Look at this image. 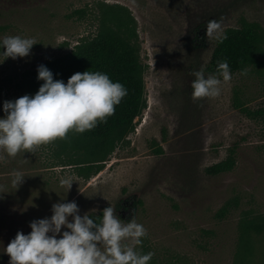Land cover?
<instances>
[{"label":"rangeland","instance_id":"1","mask_svg":"<svg viewBox=\"0 0 264 264\" xmlns=\"http://www.w3.org/2000/svg\"><path fill=\"white\" fill-rule=\"evenodd\" d=\"M101 2L125 5L136 19L146 105L97 162L75 145L74 130L15 158L0 150V264H9L4 249L18 231L29 234L31 221L71 201L81 216L111 205L124 222L134 217L147 230L136 250L154 253L148 264H264V118L255 112L264 108V37L247 75L230 72L218 97L191 95L198 70L222 80L209 66L207 22L222 20L223 31L251 21L264 31V0H0V41H36L15 60L0 46V118L5 101L35 95L39 65L97 32ZM231 150V170L207 172ZM14 170L25 176L17 188ZM68 178L67 192L60 181Z\"/></svg>","mask_w":264,"mask_h":264},{"label":"clouds","instance_id":"2","mask_svg":"<svg viewBox=\"0 0 264 264\" xmlns=\"http://www.w3.org/2000/svg\"><path fill=\"white\" fill-rule=\"evenodd\" d=\"M209 40L223 42L222 20L210 19L206 25ZM36 41L19 35H9L0 41L5 58L27 57ZM217 75L205 78L203 69L193 73V100L215 98L221 93V83L232 78L226 61H218ZM247 69L240 74L247 75ZM38 80L44 83L35 95H24L3 103L4 118H0V150L15 158L22 150L34 152L40 145L65 139L70 130L84 133L114 115L117 106L127 95L119 82H112L102 72L74 73L67 81L56 80L44 65L37 68ZM11 183L17 188L24 174L11 173ZM73 181L62 179L61 187L71 189ZM50 218L33 220L31 232L18 231L4 252L9 264H148L154 253L142 254L137 246L147 230L133 217L124 222L111 205L102 210L98 220L88 213L81 216L75 201L52 205ZM71 217V221L69 220ZM63 229L64 230L62 232ZM59 237V238H58Z\"/></svg>","mask_w":264,"mask_h":264},{"label":"trees","instance_id":"3","mask_svg":"<svg viewBox=\"0 0 264 264\" xmlns=\"http://www.w3.org/2000/svg\"><path fill=\"white\" fill-rule=\"evenodd\" d=\"M101 5L104 10L97 32L82 38L70 51L51 57L42 64L53 73L54 79L63 80L65 84L74 73L99 71L127 89V95L115 106L114 115L107 117L106 123H98L90 131L77 133L75 145L84 146L94 157V162L101 160L102 154L112 151L116 142L135 128L136 120L146 105L145 64L141 58L136 19L125 5L106 2H101ZM223 33L227 39L222 43L215 40L211 55L209 66L214 71H217L218 61H226L232 73L254 61L264 37L258 23L243 21L239 26L225 28ZM35 74L30 83L37 92L44 82L37 79V71ZM255 112L264 118V108ZM234 164L231 150L229 156L209 165L206 170L210 174H219L231 170ZM87 168L90 169L91 165ZM221 212L224 213L225 208ZM100 216L101 212L92 214L91 218L98 220Z\"/></svg>","mask_w":264,"mask_h":264}]
</instances>
